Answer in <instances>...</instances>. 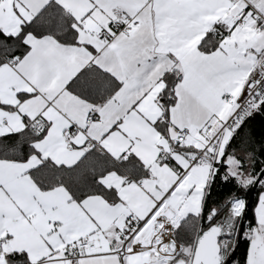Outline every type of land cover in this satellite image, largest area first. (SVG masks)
Returning <instances> with one entry per match:
<instances>
[{"label":"snow or ice","instance_id":"6c2138e0","mask_svg":"<svg viewBox=\"0 0 264 264\" xmlns=\"http://www.w3.org/2000/svg\"><path fill=\"white\" fill-rule=\"evenodd\" d=\"M257 117L264 0H0V264H264Z\"/></svg>","mask_w":264,"mask_h":264},{"label":"trees","instance_id":"16d2710c","mask_svg":"<svg viewBox=\"0 0 264 264\" xmlns=\"http://www.w3.org/2000/svg\"><path fill=\"white\" fill-rule=\"evenodd\" d=\"M249 131L257 141H259L261 138H264V118L257 117V119L254 120L250 125ZM232 190V185L216 186L213 189L212 196L210 197V202L216 201L217 203H219ZM252 199L254 200V197H252ZM249 215H251V212L249 213Z\"/></svg>","mask_w":264,"mask_h":264},{"label":"water","instance_id":"95a60500","mask_svg":"<svg viewBox=\"0 0 264 264\" xmlns=\"http://www.w3.org/2000/svg\"><path fill=\"white\" fill-rule=\"evenodd\" d=\"M251 204V203H250Z\"/></svg>","mask_w":264,"mask_h":264}]
</instances>
